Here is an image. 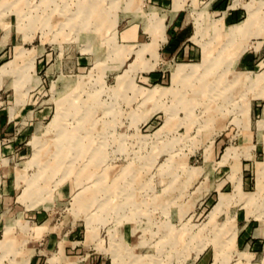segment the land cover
Returning <instances> with one entry per match:
<instances>
[{
  "label": "rangeland",
  "instance_id": "obj_1",
  "mask_svg": "<svg viewBox=\"0 0 264 264\" xmlns=\"http://www.w3.org/2000/svg\"><path fill=\"white\" fill-rule=\"evenodd\" d=\"M152 6L0 0V264H264V0Z\"/></svg>",
  "mask_w": 264,
  "mask_h": 264
},
{
  "label": "crops",
  "instance_id": "obj_2",
  "mask_svg": "<svg viewBox=\"0 0 264 264\" xmlns=\"http://www.w3.org/2000/svg\"><path fill=\"white\" fill-rule=\"evenodd\" d=\"M176 1L177 0H149V2L153 5L152 7H154V8H161V7L169 6L170 8H169L168 14H169L171 20H172V18H174L175 14L179 10V8L182 6L184 0L178 1V7L173 12L174 8L176 7ZM171 12H173L172 17H171ZM166 14H167V12H166ZM171 20L168 22V25L172 24L173 20L172 21ZM135 28H136V26L133 25L132 27L126 29L124 31V33L122 34V39H124L125 42H128V43H125V45L133 47V48H137L138 45L143 44V43H134L133 42L134 39L138 40V36H139L138 31L134 32ZM142 30L144 32H146L143 29V27H142ZM164 36H165L164 41H160L159 46L157 48L158 57L160 55H164L165 57H168L170 60L171 59H174V60H191L194 57H196L197 49L194 48L193 46L189 45L188 43H185V40L180 42L179 37H177L178 35H176L175 32H171V34H170L171 38L170 39H167L168 37H166L165 34H164ZM122 44H124V43H122ZM145 55H148L149 59H153L151 53L147 52L144 54V56ZM144 56H143V60L146 61L145 59H148V58H146ZM146 71H149V70H146ZM13 114H15V112ZM12 117L13 116L10 115L9 107H7L5 111L0 109V133L2 132L0 135H3L4 134L3 131L9 127V126H7V124L10 123ZM5 141L6 140H0V159H3V158H1V156L9 153L12 150L11 144L10 145H4ZM6 186H7L6 182L3 181L0 183V195H3L4 193H6V191H7Z\"/></svg>",
  "mask_w": 264,
  "mask_h": 264
},
{
  "label": "bare ground",
  "instance_id": "obj_3",
  "mask_svg": "<svg viewBox=\"0 0 264 264\" xmlns=\"http://www.w3.org/2000/svg\"><path fill=\"white\" fill-rule=\"evenodd\" d=\"M158 93H159V92H158ZM160 93H161V92H160ZM85 129H86V128H85ZM68 139H69V138H68ZM74 140H75V139H74ZM74 140H73V141H74ZM64 143H65V140H64ZM70 143H71V142H70ZM80 145H81V144H80ZM93 147H95L94 144H93ZM89 148H90V147H89ZM71 149H72V148H71ZM36 151H37V150H36ZM93 152H94V151H93ZM41 157H42V156H41ZM60 161H61V160H60ZM35 163H36V162H35ZM39 163H40V161H39ZM37 164H38V163H37ZM50 164H51V163H50ZM56 165H57V164H56ZM50 171H51V170H50ZM79 179H80V177H79ZM80 203H81V202H80Z\"/></svg>",
  "mask_w": 264,
  "mask_h": 264
}]
</instances>
